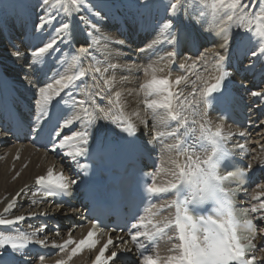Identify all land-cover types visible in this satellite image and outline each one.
Here are the masks:
<instances>
[{"label": "bare ground", "instance_id": "6f19581e", "mask_svg": "<svg viewBox=\"0 0 264 264\" xmlns=\"http://www.w3.org/2000/svg\"><path fill=\"white\" fill-rule=\"evenodd\" d=\"M251 1L253 3L248 10ZM22 3L33 10L36 21L41 23V17L48 21L41 29V39L36 41L35 48L38 50L39 47H44L49 43L53 47L38 57L33 55L31 60L37 69L46 67L40 71V74L48 71L47 66L52 69V73L47 77H40L45 81L44 86L40 84L41 88H46L48 84L53 85L48 93L51 97L50 101L64 91L55 84V81L62 80L64 84H67L68 80L65 78L71 76L74 71V65L70 59L71 53L74 60L82 65L90 49L91 68L113 91L126 118L139 127L150 125L153 135L160 139V168L155 176L157 188L169 187L176 179L173 172L178 174L181 170V166L177 167L180 163L176 159L174 149L173 124L176 120L169 118L165 123H158L154 116L168 110L156 109L153 113L152 109L146 107V102L155 99L166 103L171 99L173 114L179 112V107L185 105L183 104L185 101H189L187 104L190 103V107L195 105V96L207 93L206 90L221 76L220 69L223 65L217 64L218 57H214L212 53L216 52L226 57L237 44L243 46L245 42L248 45L249 72L252 73L253 80L262 87L254 96L257 104L254 109V131L250 138L253 144L252 168L261 167L264 170V53H262L264 52V0H242L243 6L246 5L243 12L239 7L235 10L227 8L226 5L230 3V0H222V2L221 0H180L175 9L172 5L176 4V0H147L144 4L140 3V0H48V4H44L43 0H22ZM10 9H15L14 0H0V37L5 38V43L0 40V55L4 59L2 64L14 69L23 65L25 51L23 48L20 49L14 41L16 39V17L6 14ZM101 10L104 14L99 13ZM135 13L138 14V18ZM85 14H91L93 18L89 20ZM228 15H232L233 19L228 20ZM241 16L243 19L240 18ZM108 17L112 22L128 26H131L134 20L145 21L143 25H140L139 21L136 23L144 37L150 36L147 40L143 37L146 43L142 49L146 58L145 64L139 69V73L141 72L139 75L124 72L122 76L125 77H121L122 73L118 71L119 68L125 66L126 70L130 71L131 68V72H136L138 68L135 69L127 62L125 65L121 62L118 43L114 40V31H111L112 22ZM64 24L68 25V29L63 28ZM200 30L215 37L214 46L191 65L185 77L168 78L167 72L172 60V55L170 56L169 53L173 52L174 47V50L177 49L176 41L181 40V36L182 40L188 41L187 32ZM142 42L140 40L137 43H131V48L140 49ZM204 44L207 45V43ZM205 45L202 47L203 50L206 48ZM181 47L180 45L179 48ZM81 48L86 51L81 52ZM14 53L21 55L17 56ZM184 62L185 60L182 59L181 63ZM113 65L115 67H112ZM153 79L166 80L167 85H152ZM178 79L182 81L179 85L175 83ZM153 88H162L163 91L155 92L152 91ZM57 92H59L58 95ZM149 92L152 94L149 95ZM169 92L172 93L171 97ZM40 100L39 95L38 101ZM50 101L43 107L38 103L37 117L39 120L50 108ZM261 110L263 113L257 120L258 111ZM82 113V110L78 111L77 108L71 106V118L79 120H76L77 123H68V120L65 124L63 123V131H72V133L67 134L62 141L64 147L59 146L54 151L55 154L62 151L60 159H66L68 164L74 161L77 152L83 148L86 132ZM76 125L78 130L73 132ZM161 132L164 135L158 136L157 133ZM78 133H85V135L81 137ZM69 137L74 138L69 139ZM7 146L9 148L10 144ZM25 151H28L25 154L30 158V163L15 180L12 178L16 171L8 173V160L0 162V215L13 213L14 206L7 212L5 211L10 199L43 172V163L39 165L40 156L33 155L28 149ZM262 186L264 184L253 192V207L260 204L259 200H263L262 203H264V187ZM255 197H259V200ZM170 203L171 201L162 204L143 217L142 222L138 224L141 235L149 237L153 233L152 224L148 223L149 220L162 226L171 221V212L160 219H153L156 211L169 206ZM25 209V206L21 207V212ZM47 209L48 206H45L42 210ZM35 211L38 210L35 209ZM255 214H258V218L261 219L262 227L259 234L260 238H264V211ZM174 245L178 243L174 236H170L169 242L160 246L149 257L155 264H177V262L167 260L169 256L180 254V250L174 248ZM258 257L261 261L264 260V249L259 252ZM140 264H148V261L143 259Z\"/></svg>", "mask_w": 264, "mask_h": 264}, {"label": "clouds", "instance_id": "9594fccd", "mask_svg": "<svg viewBox=\"0 0 264 264\" xmlns=\"http://www.w3.org/2000/svg\"><path fill=\"white\" fill-rule=\"evenodd\" d=\"M177 3H179V0H177ZM240 3L241 0H230L226 7L235 10ZM245 7L246 5L241 7L240 11L243 12ZM227 19L231 20L232 15H228ZM165 81L153 79L152 85H164ZM152 91L161 92L163 89L153 88ZM151 94L152 92H149V95ZM208 94L211 95L210 92ZM146 107L152 109L153 113L156 112V109L168 110L154 116L158 123H165L169 118L176 120L179 115V112L173 114V111L170 110L172 109L171 99L166 103L153 99L146 102ZM157 135L161 136L164 133H157ZM220 136L219 128L213 132L202 125L199 139L206 140L213 145L210 154L202 160L203 166H201V157L196 156V160L193 161L194 168L189 166L187 171L181 168L178 174L173 172L176 178L175 182L171 183L169 187H161L160 191L152 193L159 195L176 190L180 186H184L188 191L186 199L180 201L174 199L169 205V207H176L175 226L179 232L178 238L180 240L179 245L173 246L180 250V254L179 256L167 257L169 262H177V264H224L221 254L226 253L236 264H243V254L248 245L251 244L249 235L245 234L243 229H250L252 220L241 219L238 216L233 207V191L224 186V181L232 177L233 173L230 172L224 175L217 170L216 158L219 154V141L217 138ZM189 160H192L191 156H189ZM177 167L179 168L180 165H177ZM149 193L151 192L149 191ZM205 203L213 205L212 215L194 218L189 214L188 208L190 205L202 206ZM152 206L155 207L154 204ZM148 223L152 224L153 228L156 229V234H159L170 226L171 221L165 223L163 228L157 227L152 220H149ZM192 244L204 249V252L190 261L188 259V248ZM231 250L235 251V256H233ZM144 259L151 260L152 258L145 256Z\"/></svg>", "mask_w": 264, "mask_h": 264}, {"label": "snow or ice", "instance_id": "6c2138e0", "mask_svg": "<svg viewBox=\"0 0 264 264\" xmlns=\"http://www.w3.org/2000/svg\"><path fill=\"white\" fill-rule=\"evenodd\" d=\"M43 3L44 4H48V0H43ZM140 3L144 4V3H147V0H140ZM179 3H180V0H179ZM179 3H177V0H176V4H173L172 5V8L175 9ZM241 8L243 7V4H242V0H241V3L236 7V8ZM241 19H243V17L241 16L240 17ZM233 19V17H232ZM231 19V20H232ZM48 23L47 20L44 19V17H41V25L40 27L42 28L44 24ZM165 27H169V25H165ZM63 28L64 29H68V25L67 24H64L63 25ZM91 34V33H90ZM107 39V37L105 38ZM117 43H123V41H117ZM53 45L51 43L47 44L46 46L44 47H39L38 50L34 51L33 55L34 56H40L42 55L43 53L47 52L50 48H52ZM81 52H85L86 49L84 48H81L80 49ZM141 51H144L143 49H141ZM264 53V52H262ZM15 55H20L19 53H14ZM173 53H169V55L171 56ZM212 55L214 57H218L217 59V64L218 65H223V63L225 62V59L226 57L224 55H221V54H218L216 52H213ZM112 67H115V65H113ZM84 73L81 72L79 73V76H83ZM65 79H67L69 82L73 79V77L69 76V77H66ZM223 79V75L221 76L220 79L217 80V82L215 84H213L210 88H208L206 91L207 93H213L215 91H217L220 86H221V81ZM182 81L181 80H176L175 83L177 85H179ZM55 84L56 85H59L61 88H66L67 87V84H64L62 80H56L55 81ZM164 85H167V81L164 82ZM151 85H149L150 87ZM53 88V85L52 84H48V86L46 88H41L40 89V92H39V95L41 97V100L38 101V103H40L43 107V105L47 104L51 97L49 96V90ZM59 94V92H57V95ZM255 95V93H254ZM169 96L171 97L172 96V93L169 92ZM81 104H83V101H81ZM171 110V109H170ZM86 111V109H85ZM43 114V113H42ZM68 123H71V121H69ZM67 126V125H66ZM131 130H132V125H128V127L125 129V131L129 132V134H131ZM79 136L83 137L85 135V133H78ZM241 135H244V133H241ZM74 137H69V139H73ZM83 143L87 144V140H83ZM60 147L63 148L64 147V144L61 143L60 144ZM239 147L241 149H243L244 145H239ZM80 153L78 152L77 155H79ZM49 180L47 181L49 187L45 190L46 191V195L49 194V190L50 189H60V190H64V191H67L68 190V183L67 182H64L63 178L62 177H57L56 181H53L51 180V176H52V173L51 171H49ZM37 184H42L44 183L43 180H40L38 179L36 181ZM264 187V186H262ZM161 189L160 188H157L156 186H152L150 189H147V191L151 192V193H155L157 191H160ZM36 193L34 192L33 195H35ZM255 199L259 200V197H255ZM33 203H35V201H33ZM13 205H9L8 208L5 209V211L7 212ZM260 211H264V203H260L258 206H254L251 208V212L253 213H257V212H260ZM41 215H46V213H41ZM25 220V217L24 216H17L16 217V221H12V220H2L0 219V224H12L14 222H19V221H23ZM135 227V226H133ZM96 229V225L94 224L93 225V229L90 230L87 234V236L80 240V241H74L71 239V233H69V239L67 241H65V243L63 245H53L54 247H59L61 249V251H64L68 245H71V244H75V248L72 249V253L71 255L69 256V259H71L72 255H76L78 254L85 246H87L89 249H91L92 247H94V245L96 243H99V234L96 233L95 231ZM38 231H43V228H40L38 229ZM250 240H251V244L248 245V247H255V245L253 244V241L256 239L255 235H251V237H249ZM133 240L135 241L136 240V237L133 236ZM0 243H3V242H0ZM41 244H45V241H40ZM110 245H114V242L111 238V236H109V239L107 241V243L104 245L103 248L100 249V254L96 256L95 258V261H94V264H108V259L104 257V253L105 251L109 248ZM13 248L16 247L15 244L12 245ZM137 247H140L139 244H137ZM232 253H233V256H235V251L234 250H231ZM204 252V249H200L198 248L195 244H192L189 248H188V259L190 261L194 260L195 257L198 255V254H203ZM117 253L113 252L111 254V257H112V261L115 259V256H116ZM222 256V259H223V262L224 264H232V262H234L233 260H231V258L228 257V255L225 253V254H221ZM148 261V264H155L154 261L152 260H146ZM57 264H65L64 261H58ZM246 264H251V262H246Z\"/></svg>", "mask_w": 264, "mask_h": 264}, {"label": "rangeland", "instance_id": "374dc122", "mask_svg": "<svg viewBox=\"0 0 264 264\" xmlns=\"http://www.w3.org/2000/svg\"><path fill=\"white\" fill-rule=\"evenodd\" d=\"M252 1L250 2V4L248 5V10L251 8V6H252ZM149 100H150V98H149ZM261 200H259V202H260Z\"/></svg>", "mask_w": 264, "mask_h": 264}]
</instances>
